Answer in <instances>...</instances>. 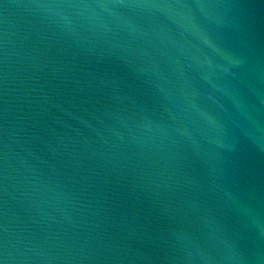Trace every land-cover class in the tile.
Instances as JSON below:
<instances>
[{"label":"water","instance_id":"1","mask_svg":"<svg viewBox=\"0 0 264 264\" xmlns=\"http://www.w3.org/2000/svg\"><path fill=\"white\" fill-rule=\"evenodd\" d=\"M0 264H264V0H0Z\"/></svg>","mask_w":264,"mask_h":264}]
</instances>
